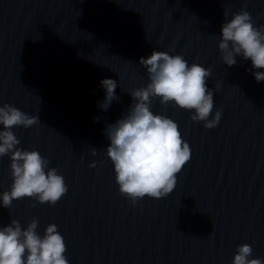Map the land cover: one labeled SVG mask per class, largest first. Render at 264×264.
<instances>
[{
	"label": "water",
	"instance_id": "1",
	"mask_svg": "<svg viewBox=\"0 0 264 264\" xmlns=\"http://www.w3.org/2000/svg\"><path fill=\"white\" fill-rule=\"evenodd\" d=\"M241 7L264 24V0H0V104L38 114L31 126L13 125L18 146L38 148L69 185L55 203L0 204V224L38 217L43 233L56 222L71 264H232L245 241L250 258L264 257V80L251 58L228 65L218 47L223 21ZM153 48L210 66L222 115L205 127L154 97L153 110L178 121L192 153L173 190L133 204L119 191L104 129L148 82L140 57ZM103 77L118 81L106 110ZM10 160L0 156V191L12 182Z\"/></svg>",
	"mask_w": 264,
	"mask_h": 264
},
{
	"label": "clouds",
	"instance_id": "2",
	"mask_svg": "<svg viewBox=\"0 0 264 264\" xmlns=\"http://www.w3.org/2000/svg\"><path fill=\"white\" fill-rule=\"evenodd\" d=\"M227 16V9L224 10ZM218 47L223 61L228 65L237 62V55L251 58V71L257 81L264 80V24H256L246 8L232 13L221 25ZM146 66L149 80L145 85L129 92L132 102L127 111L108 122L104 129L110 143L107 155L113 162L115 180L119 191L133 204L145 195L161 197L175 187L177 173L189 160L192 148L182 136L178 121L172 116L154 111L152 99L171 102L190 110L193 120H202L205 127L219 123L222 109H214V89L206 83L211 67L191 61L182 52L153 48L147 56L140 57ZM104 98L98 101L108 109L118 98L115 89L118 81L103 77ZM98 119V117H94ZM40 121L38 114H31L8 101L0 104V156L11 157L12 182L0 191V204L8 207L14 198L33 197V203H55L68 191L65 176L56 166H49V157L38 148L23 147L13 125L25 127ZM92 148V152H96ZM95 165L96 161H91ZM38 217L27 226L18 218L0 224V264H71L66 249V239L56 222H49L44 232L37 230ZM232 264H264V257L251 256L250 242L238 244Z\"/></svg>",
	"mask_w": 264,
	"mask_h": 264
}]
</instances>
